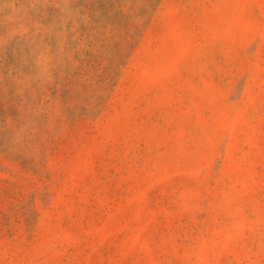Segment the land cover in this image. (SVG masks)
I'll return each instance as SVG.
<instances>
[{
	"label": "rangeland",
	"instance_id": "1",
	"mask_svg": "<svg viewBox=\"0 0 264 264\" xmlns=\"http://www.w3.org/2000/svg\"><path fill=\"white\" fill-rule=\"evenodd\" d=\"M0 264H264V0H0Z\"/></svg>",
	"mask_w": 264,
	"mask_h": 264
}]
</instances>
